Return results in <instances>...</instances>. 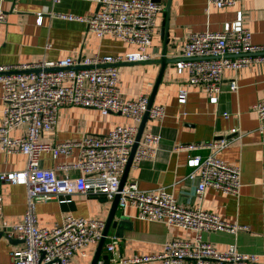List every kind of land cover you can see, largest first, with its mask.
Returning <instances> with one entry per match:
<instances>
[{"label":"built area","instance_id":"2783aa9c","mask_svg":"<svg viewBox=\"0 0 264 264\" xmlns=\"http://www.w3.org/2000/svg\"><path fill=\"white\" fill-rule=\"evenodd\" d=\"M58 4L61 0H51ZM98 10L82 17L60 14L63 19L82 20L97 37L109 36L137 45V51L114 55H69L57 60L38 61L22 65L0 64V88L3 107L0 117V151L5 155L18 152L25 156L23 170L0 172V189L3 183L24 185L26 203L23 220L15 224L0 222V232L21 241V246L10 253L5 264H70L74 255L87 256L88 245L97 244L103 235L105 221L95 218L65 216L52 226H40L35 217L38 200H56L70 203L72 195L84 194L112 200L119 195L118 207L122 211L133 207L137 219L161 220L193 231L190 239H171L155 255L123 258L117 250L118 238L106 236L104 249L112 264H138L160 260L163 264H261L259 255L240 252L234 243L220 250L202 238L207 231L236 233L241 227L230 224L218 214L203 209L199 204L207 188L225 195H237L241 187L240 167L219 158L228 145L220 137L204 145H189V149L205 148L207 153L194 155L187 160L190 168L188 180H196L194 194L198 204L190 207L181 204L164 188L142 190L135 180H125L119 190L120 178L135 141L138 125L147 110L149 95L139 93L135 98H123L118 90L117 64L140 62L147 59L145 48L152 42V34L163 5L154 0H93ZM240 0H205V9L233 6ZM6 22L0 8V27ZM41 16L38 17V23ZM258 61H264V44L251 41V32L242 24L238 11L229 29L192 32L186 37L181 59L175 63L178 73H187L189 85H200L208 101L215 104L220 92L222 73L236 71ZM234 79L229 89L236 91ZM187 90L180 89L177 101L185 103ZM64 106L93 108L101 114L117 113L131 118L132 122L111 128L103 135H84L79 140L46 143L39 140L43 132L52 130L58 111ZM264 143V98L251 106ZM149 117L162 119L165 107L154 105ZM228 117V113H223ZM26 124L17 136L11 132ZM230 133L238 132L233 127ZM159 135L142 133L133 160L139 161L156 153ZM76 150L72 163L54 168H42L40 155L70 156ZM78 171L76 176L67 175ZM60 172L63 175H59ZM1 218V215H0ZM98 260L97 264H103Z\"/></svg>","mask_w":264,"mask_h":264},{"label":"crops","instance_id":"0c3cea01","mask_svg":"<svg viewBox=\"0 0 264 264\" xmlns=\"http://www.w3.org/2000/svg\"><path fill=\"white\" fill-rule=\"evenodd\" d=\"M165 3L166 0H161L163 8ZM97 5L93 0H61L58 4H53L51 0H0V8L6 17V22L0 27V64L16 66L57 60L69 55L89 57L137 51L135 44L109 36L97 37L82 20H68L59 16L72 13L86 17L96 11ZM238 11L241 12L243 26L251 32L252 43L264 44V0H240L233 6L210 7L208 11L205 9V0H171L166 44L161 35L163 11L156 20L152 42L145 48L147 59L116 65L119 72L117 86L121 96L135 98L143 92L150 95L160 69L156 60L164 48L165 57L178 61L188 34L229 29ZM175 63L166 65L153 100L154 105L165 107V114L162 119L149 117L143 130V133L159 135L156 153L139 161L133 160L126 179L135 180L138 187L146 191L162 187L181 204L194 207L198 204L194 194L196 180L186 179L190 171L187 160L194 155L204 156L207 150L189 149L187 146L204 145L215 137H225L229 141L228 145L218 156L226 163L240 167L241 187L237 195H225L216 189L207 188L199 204L203 209L241 228L236 233L203 232L202 238L220 250L234 243L240 252L258 254L260 263L264 264V143L258 132L257 116L251 109L256 101L264 98V61L236 71L224 70L215 104L208 101L200 85L187 83V73H178ZM231 79L238 85L236 91L229 89ZM180 89L187 90L185 103L177 101ZM2 107L0 88V117ZM223 113L229 116L225 117ZM131 122V118L123 114H101L93 108L64 106L58 111L54 128L41 133L39 140L46 143L79 140L84 135H103L114 126ZM233 127L238 132L230 133ZM25 128L26 124H23L14 129L11 135H19ZM75 159L76 150L67 157H53L43 152L40 166L50 169L58 164L72 163ZM25 166L23 154L14 152L5 155L0 151V172L20 171ZM58 174L61 176L64 173ZM78 174V171L67 173L70 176ZM111 201L84 194L72 195L70 203H58L54 199L38 200L35 203V217L40 226L47 227L68 215L105 221ZM25 203L24 185L3 183L0 189V222H21ZM119 212H123L131 222L130 228L126 226L121 232L122 236L117 237L116 247L123 258L155 255L162 251L166 241L190 239L194 235L191 230L166 225L161 220L137 219L133 207L123 211L118 207ZM114 232L110 228L107 235L114 236ZM20 246L19 240L11 242L1 236L0 264L8 263L10 253ZM96 247L97 244L88 245L87 256L74 255L70 264H90ZM100 255H107L104 245ZM103 261V264H112L108 260ZM138 264L163 263L156 259Z\"/></svg>","mask_w":264,"mask_h":264},{"label":"water","instance_id":"95a60500","mask_svg":"<svg viewBox=\"0 0 264 264\" xmlns=\"http://www.w3.org/2000/svg\"><path fill=\"white\" fill-rule=\"evenodd\" d=\"M154 1H156L158 3H161V0H154ZM170 3H171V0H166V3L164 5V12H163L164 20L162 22L163 23V27L161 29V35L163 37L164 44H166V42H167ZM98 7H99V5H97L96 11L98 10ZM164 51H165V48L162 51V54L159 57V59L156 60V62L160 64V69L158 71L157 77L155 79V82H154V84L152 86V89H151V92H150V95H149L147 110L144 112L142 120H141V122L138 125V131H137V133L135 135V141H134V143L131 146L127 162L125 164L123 173L121 175L120 184H119V190L122 188V186L124 184V181L127 178L128 170H129V168H130V166L132 164V161H133V158H134V153H135L138 141L141 138V135L143 133L145 123L149 119L148 110L153 104L154 96H155L156 90L158 88V85H159V83L161 81V78H162V76L164 74L165 67H166L167 64L175 63L177 61V59H175V58L165 57ZM218 138H220V136L215 137V139H218ZM118 198H119V195L117 194V195H115V197L111 201V205H110V208H109V211H108V215H107L106 220H105L103 235H102V237L99 239V241L97 243V247L95 249V252H94V255H93V258H92L90 264H97V261L100 258H103V260H107L108 259L107 255H104V256L101 257L100 253H101L102 246H103V244L105 242L106 236L108 234V230L110 228L115 230V232H114V236L115 237H121L122 236L121 235L122 230L124 228H126V226H128L129 228L131 226V222L128 221L129 220L128 217H126L123 214V212H119L118 213ZM1 236L5 237L8 241H11V242H14L15 240L16 241L18 240L16 238L14 239L12 237H8L4 232H0V237Z\"/></svg>","mask_w":264,"mask_h":264}]
</instances>
